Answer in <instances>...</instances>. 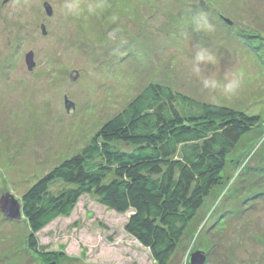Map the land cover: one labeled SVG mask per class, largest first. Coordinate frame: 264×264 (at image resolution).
I'll use <instances>...</instances> for the list:
<instances>
[{"label": "rangeland", "instance_id": "rangeland-1", "mask_svg": "<svg viewBox=\"0 0 264 264\" xmlns=\"http://www.w3.org/2000/svg\"><path fill=\"white\" fill-rule=\"evenodd\" d=\"M198 46L216 62L196 61ZM151 84L261 118L168 264L197 252L204 264H264V0H0V264H156L125 231L130 214L93 194L36 233L35 250L23 211L9 219L1 207L6 196L22 204Z\"/></svg>", "mask_w": 264, "mask_h": 264}, {"label": "trees", "instance_id": "trees-1", "mask_svg": "<svg viewBox=\"0 0 264 264\" xmlns=\"http://www.w3.org/2000/svg\"><path fill=\"white\" fill-rule=\"evenodd\" d=\"M260 121L170 86L148 85L80 153L23 196L31 249L37 248L36 233L70 216L83 195L93 194L103 207L129 213L125 231L150 250L156 264H168L188 224L222 182L228 156ZM57 180L68 188L55 195L49 186Z\"/></svg>", "mask_w": 264, "mask_h": 264}, {"label": "water", "instance_id": "water-1", "mask_svg": "<svg viewBox=\"0 0 264 264\" xmlns=\"http://www.w3.org/2000/svg\"><path fill=\"white\" fill-rule=\"evenodd\" d=\"M228 21V20H227ZM28 64L30 68L34 66L33 55L28 56ZM2 210L5 213V217L9 219H20L22 205L13 196H6L1 201ZM205 254L202 252L194 253L189 258V264H204Z\"/></svg>", "mask_w": 264, "mask_h": 264}, {"label": "clouds", "instance_id": "clouds-1", "mask_svg": "<svg viewBox=\"0 0 264 264\" xmlns=\"http://www.w3.org/2000/svg\"><path fill=\"white\" fill-rule=\"evenodd\" d=\"M67 7H69L70 9L72 8L71 5H68ZM197 27L201 28L205 31L210 30V25H208L206 19L204 17H201L200 20L196 21ZM195 59L196 61H206L208 63H215L216 62V57L211 54L206 48L202 47V46H198V50L196 52L195 55ZM204 86L208 87L209 86V81L207 79H205L203 81ZM239 85V80L237 79L234 83L228 85V91H232L234 90L236 87H238ZM213 87H215L216 85L213 83L212 85Z\"/></svg>", "mask_w": 264, "mask_h": 264}]
</instances>
